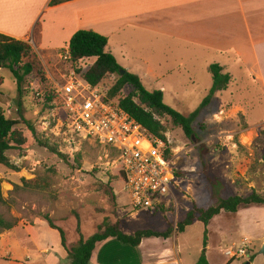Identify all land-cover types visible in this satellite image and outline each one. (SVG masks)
Segmentation results:
<instances>
[{
	"label": "rangeland",
	"instance_id": "374dc122",
	"mask_svg": "<svg viewBox=\"0 0 264 264\" xmlns=\"http://www.w3.org/2000/svg\"><path fill=\"white\" fill-rule=\"evenodd\" d=\"M103 23L100 25L103 28L115 25ZM187 48L175 41L160 40L131 29L113 36L109 46L124 71L139 76L149 91H163L167 105L185 116L199 111L193 124L196 133L193 140L181 129L174 128L168 119L162 120L167 126L170 159L176 174L180 175L174 197L165 205L172 208L166 215L161 210L133 209L127 193L113 189L116 152L75 135L68 126L62 100L46 101L56 83L63 82V75H70L72 70L68 63L62 62L58 55H52L45 63L30 56L28 60L34 63L35 72L30 77L29 91L21 101L22 106L11 72L0 69L4 78L0 107L6 116L19 120L22 109L25 120L37 130L38 138L47 140L66 156L63 160L41 146L26 124L19 121L16 129L27 143L8 153L19 171L0 165L2 196L7 201L0 204V216L7 222H17L16 227L0 234V264H71L59 232L51 230L44 220L46 215L65 231L69 247L80 238L78 219L85 238L105 223L120 222L128 234L139 230L166 231L170 224L176 227L193 204L208 208L216 203L206 171L224 183L223 198L248 196L254 190L264 193V135L261 134L264 131V85L256 82V74L238 65L233 57L207 52L193 55ZM143 58L149 59L150 64H145ZM94 62L95 59H85L74 66L86 73ZM212 64L225 66L232 81L227 90L215 93L208 103L213 88V77L208 69ZM117 79L116 75L110 76L99 87L111 89ZM132 92L133 88L127 86L115 100ZM23 179L38 180L41 188H23ZM16 186L20 189L16 190ZM245 211L248 212L246 216L259 217L260 228H264V207L245 208ZM206 231L209 237L208 226L195 221L186 235L171 239L167 245L162 239H152L139 251L121 245L125 248L123 251L130 247L135 254L160 257L172 255V251L167 250L170 251L176 240L188 244V254H200ZM217 240L211 233L210 243ZM236 242V246L242 244L239 238ZM163 246L168 247L167 250H162ZM262 248L260 242L254 243L258 260L264 261ZM109 256L131 257L129 252L117 250L111 251Z\"/></svg>",
	"mask_w": 264,
	"mask_h": 264
},
{
	"label": "crops",
	"instance_id": "0c3cea01",
	"mask_svg": "<svg viewBox=\"0 0 264 264\" xmlns=\"http://www.w3.org/2000/svg\"><path fill=\"white\" fill-rule=\"evenodd\" d=\"M51 1L0 0V34L30 44L39 60L45 63L61 50H69L70 41L79 30H91L108 37L110 46L113 36L131 29L160 40L175 41L188 47L189 54L207 52L233 57L238 65L256 74V82L264 85V0H73L54 7ZM106 21L115 25L108 26L109 29L100 26ZM108 51L112 53L109 47ZM141 60L150 64L149 59ZM221 67L226 73L225 66ZM246 213L241 209L236 214H221L209 223V264H264L255 251L252 262L230 261L225 256L227 248L236 246L237 238L242 242L249 240L252 246L256 241L260 242V248L264 245L261 219L246 216ZM192 226L183 234L162 239L164 244L186 235ZM211 233L218 238L216 243H210ZM152 239L160 238L145 239L139 247L127 246L139 251ZM121 244L117 239L99 244L90 264H197L202 253L190 255L188 244L176 240L170 251L166 246L162 248L169 253L172 251V255L160 257L138 255L131 252L130 247L123 251ZM115 250L129 252L131 257H110L109 253Z\"/></svg>",
	"mask_w": 264,
	"mask_h": 264
},
{
	"label": "trees",
	"instance_id": "16d2710c",
	"mask_svg": "<svg viewBox=\"0 0 264 264\" xmlns=\"http://www.w3.org/2000/svg\"><path fill=\"white\" fill-rule=\"evenodd\" d=\"M70 1L73 0H52L50 5L54 7ZM109 41L108 37L91 30H79L76 32L69 44L71 62L76 65L85 59H95L94 64L86 73L82 72L79 68H76L77 72L84 73L85 80L93 86H99L106 78L116 75L118 77L117 82L110 89L109 93L111 99H115L120 95L125 87H132L133 92L121 98L117 103L131 118L147 129L151 136L159 138L167 144V126L162 120L168 119L174 128L181 129L187 138L193 140L194 137H196L193 124L199 111L191 116H185L164 102L163 91H149L142 83L140 77L133 73L126 71V73L122 75L121 71L123 68L118 63L115 56L108 51ZM63 51L64 50H61L58 54ZM30 56L37 57L30 44L0 34V69H8L15 79L20 106H22V99L29 91L30 77L35 72L34 63L28 60ZM25 59H27V62H25ZM208 70L213 77L211 96L210 100L207 101L210 103L215 93L228 89L232 81V76L228 73H224L223 68L218 64H212ZM3 84L4 78L0 74V88ZM46 101L49 103L55 101L53 92H50L49 96H46ZM19 118V120H16L7 117L5 111L0 107V165L16 172L19 171L17 166L12 163L8 153L13 150L21 149L27 143V139L24 135L16 129L22 121L26 124L33 136L36 137L41 146L59 155L61 159L66 160V156L55 147L51 146L47 140L38 138L37 130L32 126L31 122L25 120L22 109L19 111ZM261 134L264 135V131H262ZM167 154L169 158L172 157L169 148ZM176 176L179 177L180 175L176 174ZM206 180L213 196L216 198V203L208 208H200L196 204H193L191 209L186 212L184 219L178 222L176 227L170 224L168 229L164 232L139 230L132 234H128L123 230L122 224L116 222L115 224L105 223L100 225L92 236L85 238L81 232L78 219L77 232L80 238L77 243L69 247L67 245L65 231L57 227L49 215L43 218L53 231L59 232L61 245L67 250L71 264H90L97 246L109 239H117L124 245L139 247L145 239L160 238L166 240L169 239L174 232L183 234L188 227L195 223V221H199L205 226H208L215 217L221 215L223 212L236 214L241 209L264 207V193H259L254 190L248 196L234 195L223 198L222 193L225 189L224 183L218 177L209 174L208 171H206ZM22 182L24 185L23 188H41L38 180L29 181L23 179ZM2 183L3 181L0 178V204H6L7 201L2 196ZM126 185L127 179L124 169L118 166L115 169L113 189L117 192H122ZM19 189L20 188L16 186V190ZM171 209L172 208H167L165 204L157 208V210H161L164 215ZM16 225V221L7 222L0 216V234L4 230L13 229ZM203 246L204 248L197 264H209L207 259V231L205 232Z\"/></svg>",
	"mask_w": 264,
	"mask_h": 264
},
{
	"label": "built area",
	"instance_id": "2783aa9c",
	"mask_svg": "<svg viewBox=\"0 0 264 264\" xmlns=\"http://www.w3.org/2000/svg\"><path fill=\"white\" fill-rule=\"evenodd\" d=\"M58 57L72 70L70 75H63V82H57L53 91L55 102H63L71 131L116 152V167L124 169L127 179L124 191L133 209L155 212L159 206L168 205L178 186V177L168 157L167 144L151 136L111 99L109 88L86 81L84 73H78L71 62L69 50ZM225 256L230 261L250 262L254 256L252 242L244 240L239 246L227 248Z\"/></svg>",
	"mask_w": 264,
	"mask_h": 264
},
{
	"label": "water",
	"instance_id": "95a60500",
	"mask_svg": "<svg viewBox=\"0 0 264 264\" xmlns=\"http://www.w3.org/2000/svg\"><path fill=\"white\" fill-rule=\"evenodd\" d=\"M125 73H126V71H124V70L121 71V74H122V75H124ZM261 254L264 255V245H263V248H262Z\"/></svg>",
	"mask_w": 264,
	"mask_h": 264
}]
</instances>
